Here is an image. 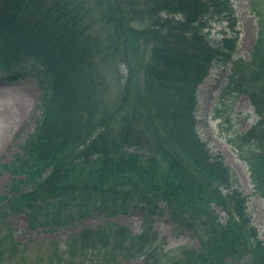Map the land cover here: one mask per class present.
<instances>
[{
	"label": "trees",
	"instance_id": "obj_1",
	"mask_svg": "<svg viewBox=\"0 0 264 264\" xmlns=\"http://www.w3.org/2000/svg\"><path fill=\"white\" fill-rule=\"evenodd\" d=\"M237 20L230 0H0V79H31L39 90L32 130L0 162V175L10 177L0 194V264L19 244L8 212L27 214L35 229L56 224L52 206L75 200L110 214L162 204L199 241L182 254L189 264H224L243 253L248 264H264L246 198L197 130V89L210 69L230 64L236 90L235 74L252 63L249 81L264 84V25L255 65L233 59ZM250 89L242 92L258 118L238 148L264 201V94ZM128 236L87 228L71 242L96 248L109 264L118 252L151 262L144 233Z\"/></svg>",
	"mask_w": 264,
	"mask_h": 264
},
{
	"label": "rangeland",
	"instance_id": "obj_2",
	"mask_svg": "<svg viewBox=\"0 0 264 264\" xmlns=\"http://www.w3.org/2000/svg\"><path fill=\"white\" fill-rule=\"evenodd\" d=\"M230 1L235 8L238 18L237 28L240 31L236 57L251 59L254 63L253 47L257 41L258 31L261 29L260 22L264 25V0ZM239 69L235 77L236 79L243 77V80L236 83V90L229 88L233 87V82L230 81L229 75L227 76V66L213 67L199 86L197 130L211 151L222 155L233 174L232 183H236V187L247 196V209L251 221L262 237L264 204L259 195L254 192L248 167L240 158L238 147L247 146V138L243 136L251 131L258 118L249 95L242 91L251 83V93L260 91L264 94V84L249 81L254 78L252 65L249 68L247 64L246 69ZM37 110L38 101L32 86L23 82L0 83V162L11 160L13 155L19 151V143L24 141L33 128L31 118ZM8 184L9 175L3 172L0 175V194L6 193ZM77 201L75 200L74 203L76 204ZM55 211V208L48 211L49 220L62 215L61 220L67 219L68 222L56 228L52 226V230L49 225L30 229L27 227L26 216L8 212L5 222L7 221L6 224L12 229L13 240L18 241L19 244L14 255L9 256L5 252L1 264H62L64 255L60 253L65 238L69 234L79 232L85 227L97 228L103 225L113 227L114 223L127 226L132 234L146 233L143 236L145 241L143 250L147 249L150 257L152 255L161 264H174L177 257H183L184 251L195 250L199 246L198 240L192 236L191 232L179 233L178 224L160 214L152 217L149 224H146L141 220V216L134 212L107 215L99 209L83 204L72 208H61L56 214ZM223 219L225 217H221V220ZM219 246L218 251L222 253L225 246L218 243ZM56 247L58 253L53 252ZM183 258L190 261L185 256ZM132 259H141L144 262L140 254ZM248 261H250L249 254L243 253L240 259L228 258L224 264H248ZM76 262L82 263L81 261ZM218 263L223 264L222 261L216 262ZM202 264H208V260H204Z\"/></svg>",
	"mask_w": 264,
	"mask_h": 264
}]
</instances>
